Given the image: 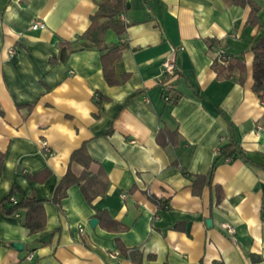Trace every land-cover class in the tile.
Segmentation results:
<instances>
[{
  "label": "crops",
  "instance_id": "obj_1",
  "mask_svg": "<svg viewBox=\"0 0 264 264\" xmlns=\"http://www.w3.org/2000/svg\"><path fill=\"white\" fill-rule=\"evenodd\" d=\"M102 1L124 3L115 19L127 22L104 37L124 45L114 71L127 76L113 85L98 49L56 59L59 42L85 32ZM253 1L257 25L233 0H0V201L13 187L47 200L36 233L22 211L0 206V264H264V134L255 129L264 128V99L252 90L251 50L264 34V0ZM35 19L45 27L31 30ZM211 39L220 44L210 48ZM220 45L243 64L242 82L237 67L217 76ZM166 58L178 72L167 89L156 81ZM161 128L176 130L174 144L157 143ZM229 128L251 161L219 163L211 185L193 193V176L208 173ZM80 148L87 167L70 161ZM68 169L90 182V202L78 184L50 201ZM100 210L126 229L103 227Z\"/></svg>",
  "mask_w": 264,
  "mask_h": 264
},
{
  "label": "trees",
  "instance_id": "obj_2",
  "mask_svg": "<svg viewBox=\"0 0 264 264\" xmlns=\"http://www.w3.org/2000/svg\"><path fill=\"white\" fill-rule=\"evenodd\" d=\"M233 2L242 6L248 5L250 12L247 23L250 25L259 24V19L257 18L259 8L253 0H233ZM123 9L124 3L111 5L107 1L100 2L97 11L90 16V24L85 32L80 34L74 41L62 40L59 42V53L56 59L65 61L69 53L75 50L95 48L101 51L102 72L105 81L110 85L124 81L127 74L125 73L122 77H117L114 71V63L119 60L124 45L107 44L104 39L105 33L108 29H112L116 34H121L125 31L127 22L115 19V16ZM216 44L218 45L220 42L213 39L208 41L210 48ZM218 47H221V45ZM251 50L253 52L252 90L261 99H264V34L252 45ZM228 55L229 58L225 64L221 63L217 57H213L211 63L213 69L216 71L217 76L231 77L233 68L237 67L240 70L238 81L242 82L243 64L232 55ZM176 133V130L172 131L167 128H161L156 135V141L162 146L174 144L176 142ZM226 159H228V161H233L235 159H241L245 162L251 161L240 147L232 128H229L227 136L219 142L218 151L215 154L208 173L193 176L192 192L198 194L202 191L205 185L210 186L214 169L219 163ZM70 161H79L84 167H87L90 158L87 156L85 149L80 148L71 154ZM2 162L3 155L0 152V171ZM83 179L84 176L80 175L77 177L68 169L56 184L50 201L59 204L60 200L66 195L67 187L71 184H78L86 200L90 202L93 195L90 194L88 185L91 184L90 182H87V185L86 182H82ZM220 199L221 193H219L217 201ZM46 201L47 200L39 199L34 195L27 197L18 196L17 189L13 187L9 194L0 201V206L4 213L10 216L18 217V212L22 211L23 225L29 230V233H36L45 228L46 214L44 205ZM98 213L99 221L106 229L115 232L124 231L126 229L124 224L113 219L104 211L100 210Z\"/></svg>",
  "mask_w": 264,
  "mask_h": 264
},
{
  "label": "built area",
  "instance_id": "obj_3",
  "mask_svg": "<svg viewBox=\"0 0 264 264\" xmlns=\"http://www.w3.org/2000/svg\"><path fill=\"white\" fill-rule=\"evenodd\" d=\"M120 20L122 22H126V18L125 15L123 13L120 14L119 16ZM45 27V23L42 20L39 19H35L31 22L30 24V29L31 30H36V29H41ZM8 55H13L15 53L13 48H9L8 49ZM215 57L218 58V60L221 63H226L229 55L223 50V48L219 47ZM177 67L175 65V62L173 59L171 58H166L165 60H163L162 65H161V71L158 75V77L156 78L157 83L162 84L166 89L169 87V81L167 79V77H177ZM171 96L169 94L164 95V99L168 100L170 99ZM255 129L257 132H261L264 134V128L263 126H261L260 124H256ZM43 146L45 151L50 154L51 151L49 150V148L46 146V142L43 141ZM218 151V145L217 147H215L214 153L216 154ZM225 161H228V159H226ZM124 196V195H122ZM18 215V214H17ZM220 227L225 230L228 234H234L235 232V228L233 226H231L229 223L227 222H222L220 223ZM112 256H114L115 254H111ZM33 257V253L29 252L28 253V258H32Z\"/></svg>",
  "mask_w": 264,
  "mask_h": 264
},
{
  "label": "water",
  "instance_id": "obj_4",
  "mask_svg": "<svg viewBox=\"0 0 264 264\" xmlns=\"http://www.w3.org/2000/svg\"><path fill=\"white\" fill-rule=\"evenodd\" d=\"M126 5L128 6V1L126 2ZM96 221H97L96 218H91L89 220V223H90L91 226H93L96 223ZM206 222H207L208 225L211 223L210 222V219H207ZM9 245L11 247H13L14 249H16V250H19V251H22L23 250V243L20 242V241H11L9 243Z\"/></svg>",
  "mask_w": 264,
  "mask_h": 264
}]
</instances>
